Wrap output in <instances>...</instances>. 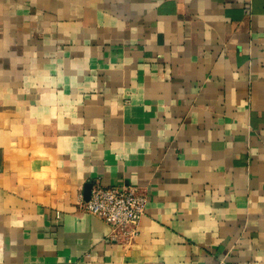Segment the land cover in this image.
I'll use <instances>...</instances> for the list:
<instances>
[{"label": "crops", "instance_id": "obj_1", "mask_svg": "<svg viewBox=\"0 0 264 264\" xmlns=\"http://www.w3.org/2000/svg\"><path fill=\"white\" fill-rule=\"evenodd\" d=\"M0 264H264V0H0Z\"/></svg>", "mask_w": 264, "mask_h": 264}, {"label": "built area", "instance_id": "obj_2", "mask_svg": "<svg viewBox=\"0 0 264 264\" xmlns=\"http://www.w3.org/2000/svg\"><path fill=\"white\" fill-rule=\"evenodd\" d=\"M148 197L136 186L103 187L93 185L89 201L81 210L103 220L111 229L110 240L130 245L139 234Z\"/></svg>", "mask_w": 264, "mask_h": 264}, {"label": "water", "instance_id": "obj_3", "mask_svg": "<svg viewBox=\"0 0 264 264\" xmlns=\"http://www.w3.org/2000/svg\"><path fill=\"white\" fill-rule=\"evenodd\" d=\"M92 184H87L85 186V190H84V200L85 201H89L90 196H91V189H92Z\"/></svg>", "mask_w": 264, "mask_h": 264}]
</instances>
